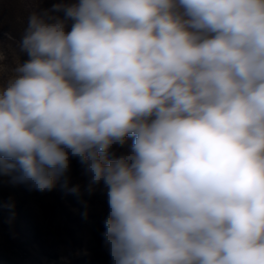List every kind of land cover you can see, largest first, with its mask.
Wrapping results in <instances>:
<instances>
[{
	"label": "clouds",
	"instance_id": "1",
	"mask_svg": "<svg viewBox=\"0 0 264 264\" xmlns=\"http://www.w3.org/2000/svg\"><path fill=\"white\" fill-rule=\"evenodd\" d=\"M19 50L0 176L51 191L78 158L112 264H264V0H60Z\"/></svg>",
	"mask_w": 264,
	"mask_h": 264
},
{
	"label": "rangeland",
	"instance_id": "2",
	"mask_svg": "<svg viewBox=\"0 0 264 264\" xmlns=\"http://www.w3.org/2000/svg\"><path fill=\"white\" fill-rule=\"evenodd\" d=\"M58 2L0 0V80L6 81L17 63L28 59L19 50L28 16ZM131 143L128 137L125 147L115 150L127 151ZM87 184L88 176L75 157L51 191L31 188L15 172L0 176V264H112L102 237L109 211L106 191L101 184L89 195ZM76 185L79 193L71 191Z\"/></svg>",
	"mask_w": 264,
	"mask_h": 264
}]
</instances>
